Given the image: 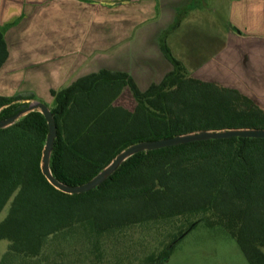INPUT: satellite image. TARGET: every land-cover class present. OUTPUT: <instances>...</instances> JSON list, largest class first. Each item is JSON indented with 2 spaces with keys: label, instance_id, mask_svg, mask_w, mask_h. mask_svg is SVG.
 Here are the masks:
<instances>
[{
  "label": "trees",
  "instance_id": "1",
  "mask_svg": "<svg viewBox=\"0 0 264 264\" xmlns=\"http://www.w3.org/2000/svg\"><path fill=\"white\" fill-rule=\"evenodd\" d=\"M161 44L173 70L146 90L128 73L107 68L51 90L57 138L50 169L58 181L84 185L140 142L201 130L264 129V109L254 100L188 76ZM8 57L0 28V69ZM127 92L132 108L119 103ZM28 99L34 97L0 96V120ZM48 132L39 111L0 129V213L9 204L0 222V241L8 242L0 264H105V254L130 246L127 235L138 228L161 238L144 261L162 264L201 222L224 228L249 264H264V139L231 137L141 152L96 189L69 195L42 173ZM71 247L76 259L66 260ZM117 258L114 264H133L128 255Z\"/></svg>",
  "mask_w": 264,
  "mask_h": 264
},
{
  "label": "crops",
  "instance_id": "2",
  "mask_svg": "<svg viewBox=\"0 0 264 264\" xmlns=\"http://www.w3.org/2000/svg\"><path fill=\"white\" fill-rule=\"evenodd\" d=\"M186 1L178 0V3L182 6ZM197 1L196 7L186 14L188 17L196 9V29L183 32L182 36L178 34L168 43L173 57L184 63L188 76L238 90L264 109V0H221L218 3L220 8L223 4L221 13L212 4L210 10H203L204 7ZM14 3L19 4V16L23 17L17 21V26L9 28L8 24L14 21L18 11H10ZM159 3L162 7L160 19L143 24L130 33L133 37L130 40L132 43L127 44L129 48H121V44L114 46V66L113 69L107 68L128 73L141 90L160 83L173 70V65L157 48V43L166 25L169 26L176 16L177 2L159 0ZM87 9L86 0H0V28L9 52L0 69V82L10 83L13 77L27 75L22 73L25 69L34 70L38 66L50 67L51 72L46 73L52 74L54 77L50 80L56 81L58 68L71 70L73 59L75 65L81 66L83 62L79 63L78 58H85L88 52L87 43L85 48L82 44L85 16L84 34L88 32ZM45 10H51L48 12L51 16L45 17ZM74 12L81 18L80 34L77 24L72 21ZM62 19L65 20L64 25L61 24ZM156 23H161V27L157 28ZM230 25L234 26L233 29ZM79 43L80 53L73 54V49L78 50ZM84 51L86 53H81ZM85 59L83 68L88 64V59ZM51 60L52 63H48ZM142 72L155 76L145 87L139 85L137 78ZM85 74L76 75L59 89ZM50 80L45 79L46 82Z\"/></svg>",
  "mask_w": 264,
  "mask_h": 264
},
{
  "label": "rangeland",
  "instance_id": "3",
  "mask_svg": "<svg viewBox=\"0 0 264 264\" xmlns=\"http://www.w3.org/2000/svg\"><path fill=\"white\" fill-rule=\"evenodd\" d=\"M86 1L88 6V32L87 35L86 33L84 34V29L86 26L85 16L83 23L84 28L82 30V44L83 48L86 47V43L88 47L87 56H85V58L88 59L87 67L83 68V64L86 60L84 56L82 58H78L79 63L83 62L81 66L75 65L76 61L75 59H73L74 65L72 68H70L71 70H66V72L60 70V68L57 69L58 77L56 81L50 80L54 76L52 74L46 73L47 71L51 72L50 67L47 68V66H38L34 70L28 68L22 72L26 73L27 75L13 77L10 80V83L0 82V94H4L6 95V97H15L20 95L23 98H28L30 97V95H32L34 99L22 100L21 102H29V104L43 102L51 109L52 107H54V99L50 94V90H52L53 88L59 89L61 86L66 85L70 81V79H73L74 77H76V75H81V73H90L93 71H98L101 68L113 69L116 53H113L112 48L114 46H118V44H121V48H129L130 45L127 44L132 43H130V40L133 37V34L130 33H133V31H135L143 24H151L158 18L160 19L162 12V7H160L159 0ZM196 1L197 0H195V2H193V4L191 5V0H188L181 6V4L178 3V0H173L174 4L177 2L176 16L173 19L172 23L169 26L167 24L165 30L160 34L158 38L157 48L159 47L162 51V40L165 41L167 47L169 48L168 43H170L175 36H177L178 34L182 36L183 32L196 29V9L195 11L191 12L188 17H186V14L191 9L196 7ZM197 2H199L202 8L204 7L203 10H210L212 8V6L210 5L212 4L213 6L216 5V9L219 10L220 13L222 12L221 10L223 8V4L221 5V8L218 6V3L221 2V0H198ZM18 6L19 4L14 3L10 7V11H12V9H18V11L16 10V14L13 17L14 21H10V23L8 24L9 28L17 26L19 24H17V21H19L21 17H23L22 15L19 16L20 8H18ZM188 8L191 9L188 10ZM166 9L168 8H165V10ZM50 11L45 10V17L50 15L48 13ZM52 18L58 19V17L53 16ZM34 19L35 18H33V20ZM68 21L69 20H67V22ZM72 21L77 24L76 27H78L79 29V21H81L80 15L74 12ZM64 23L65 20L62 19L61 24L64 25ZM161 25V23H156L155 26L157 28H160ZM230 27L233 29L234 26L230 25ZM80 43L78 50L73 49V54L80 53ZM81 53L84 54L86 52L84 51ZM170 53L172 55L171 51ZM68 61L69 60H67V62ZM48 63H52V60ZM180 63L186 70L184 63ZM143 72L140 77H137L139 79V85L141 87H145L146 84L150 82V80L155 79L154 75L150 76L148 72L146 74H143ZM46 74L47 76H43ZM45 79H49L50 81L46 82ZM259 97L261 98L262 96ZM119 103L128 108H132L134 106V100L128 92L124 94ZM8 209L9 204L0 213V222L7 215ZM148 231L149 233L143 231L142 228L132 230L131 234L127 235V237H129L130 241L132 242L130 246L125 247L119 245L117 251H112V247L109 250L108 254H105L104 263L114 264L118 260L117 256L122 257L128 255L130 256L131 262H133V264H146V262L144 261L145 257H147L155 247L159 246L158 243L161 240V238L160 240L155 239L154 235H152L154 234L152 230ZM7 248L8 242L5 240L0 241V260L4 253L7 251ZM74 249V247H71L70 249L65 250L68 253L65 257L66 260L76 259L77 253ZM119 252L123 254H119ZM124 262H126V260ZM125 264H128V262H126ZM162 264L249 263L240 250L236 240L224 228H209L203 222H201L181 238V240L175 245L169 257L164 260Z\"/></svg>",
  "mask_w": 264,
  "mask_h": 264
},
{
  "label": "water",
  "instance_id": "4",
  "mask_svg": "<svg viewBox=\"0 0 264 264\" xmlns=\"http://www.w3.org/2000/svg\"><path fill=\"white\" fill-rule=\"evenodd\" d=\"M33 111H39L43 114L47 121L49 130L42 152V173L54 188L69 195L86 193L96 189L101 184H103L114 172H116L127 159L141 152H148L196 141L227 139L231 137L264 139V129L232 128L225 130H201L197 132L177 135L172 138L140 142L137 144H133L126 150L120 152L106 168H104L98 175H96L86 184L81 186H68L58 181L52 175L50 169L51 154L54 148L55 139L57 138V126L52 110L45 103L37 102L35 104H29V102H24L18 113L8 119L0 120V129H4L15 124L22 117Z\"/></svg>",
  "mask_w": 264,
  "mask_h": 264
}]
</instances>
